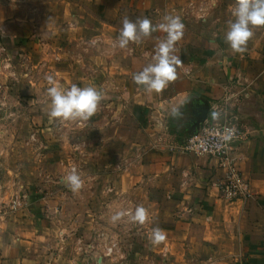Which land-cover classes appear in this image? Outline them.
I'll use <instances>...</instances> for the list:
<instances>
[{"label":"crops","instance_id":"0c3cea01","mask_svg":"<svg viewBox=\"0 0 264 264\" xmlns=\"http://www.w3.org/2000/svg\"><path fill=\"white\" fill-rule=\"evenodd\" d=\"M234 8L235 0H0V74L19 81L23 57L31 60L38 36L62 24L56 19L60 12H92L100 26L102 10L113 11L118 29L121 16L147 17L153 25L166 15L179 16L184 24L172 53L182 61L177 79L161 93L146 92L133 75L152 62L165 32L153 31L145 38L144 58L126 65L124 123L138 137H114L116 147L125 143L126 153L122 161L113 158L114 170L131 172L132 179L125 176L122 186L116 181L113 198L99 204L87 192L82 197L57 189L39 196L34 168L33 176L17 179L16 167L0 158V264H264V27L253 29L246 51L234 52L225 41ZM98 36L96 41L103 37ZM231 116L246 134L231 156L249 183L250 197L229 202L213 186L227 173L219 158L169 146L177 135ZM80 178L86 187L89 178ZM138 207L147 215L140 222L145 226L135 228ZM125 209L131 213L125 215ZM124 217L131 222L116 231L120 246L113 258L88 252L87 241L99 226ZM156 229L162 241L154 242Z\"/></svg>","mask_w":264,"mask_h":264},{"label":"rangeland","instance_id":"374dc122","mask_svg":"<svg viewBox=\"0 0 264 264\" xmlns=\"http://www.w3.org/2000/svg\"><path fill=\"white\" fill-rule=\"evenodd\" d=\"M114 14L102 10L100 17L105 22L95 26L92 12L82 9L60 12L56 19L62 24L48 28L38 36L32 61L28 56L23 57L20 63L22 74L18 75L20 81L10 79L9 74H0L4 80L0 85V132H3L0 146L4 148L0 149V158L6 164L10 163V167H16L14 176L17 179L29 178L34 168L39 196L45 197L56 189L72 193L65 186L64 177L73 169L80 177L89 178L86 187L77 190V194L83 197L87 192L89 200L96 197L99 204L103 199L113 198L116 181L122 186L126 177L132 179L131 172L114 170L113 158L122 157V161L126 156L125 143L116 147L114 137L119 134L138 137L131 128L125 127V99L121 95L125 90L124 77L130 69L126 65L132 58L135 64L137 58H144L148 42L144 38L140 43L129 42L127 47L120 48L118 36L121 28L113 27ZM67 17L70 21L65 19ZM120 18L123 20L124 17ZM98 35L103 37L96 41ZM33 63V73L29 74ZM84 71L88 74L85 75ZM117 74L122 76L118 80ZM47 77H52L53 82L50 83ZM73 84L81 88L93 86L102 93L97 112L88 121L51 118L48 89L52 86L68 89ZM109 148L113 149L112 160L107 155ZM20 192L23 196L24 190ZM130 213L129 209L124 210L125 215ZM127 220L124 217L123 222L113 221V225L99 226L87 241L88 252L103 259L101 245L115 243V252L109 256L113 258L120 246L116 231L129 227L131 221ZM139 225L140 221L134 224L135 228H140L145 223ZM98 234H102L99 241Z\"/></svg>","mask_w":264,"mask_h":264},{"label":"clouds","instance_id":"9594fccd","mask_svg":"<svg viewBox=\"0 0 264 264\" xmlns=\"http://www.w3.org/2000/svg\"><path fill=\"white\" fill-rule=\"evenodd\" d=\"M234 21L228 22V30L225 41L230 48L237 53L246 51L248 41L254 36V28L264 27V0H235V8L232 12ZM122 29L118 36L120 48L128 46L129 42L140 43L144 38L151 36L153 31L165 32L166 38L161 39L155 49L152 62L133 75V81L143 86L148 93H161L170 82L177 79L176 66L182 63L181 59L173 55L175 43L183 35L184 24L179 16L163 17V22L153 25L152 21L145 18H137L135 21L125 16L122 20ZM50 83L52 77H47ZM50 97L49 116L61 121H88L98 110L102 93L93 86L78 87L71 85L68 89L52 86L48 89ZM64 184L73 192L82 186V180L73 169L64 177ZM119 213L113 219L119 218ZM146 210L143 207L136 209L133 219L144 222ZM155 241H162L164 236L160 229H156Z\"/></svg>","mask_w":264,"mask_h":264},{"label":"built area","instance_id":"2783aa9c","mask_svg":"<svg viewBox=\"0 0 264 264\" xmlns=\"http://www.w3.org/2000/svg\"><path fill=\"white\" fill-rule=\"evenodd\" d=\"M245 135L235 117L231 116L224 122H206L196 132L175 136L169 150L219 158L221 164L227 168V173L223 180L215 182L213 186L219 191L221 198L231 202L250 197L249 183L243 179L235 159L231 156L232 147L244 139ZM17 206L18 201L13 200L11 207L15 209ZM101 237L102 234H98V241ZM115 246V243L101 245L102 254L105 257L111 256L115 252Z\"/></svg>","mask_w":264,"mask_h":264},{"label":"water","instance_id":"95a60500","mask_svg":"<svg viewBox=\"0 0 264 264\" xmlns=\"http://www.w3.org/2000/svg\"><path fill=\"white\" fill-rule=\"evenodd\" d=\"M206 113H207V110H205V111L203 112V114L201 115V117H202L203 119H206Z\"/></svg>","mask_w":264,"mask_h":264},{"label":"trees","instance_id":"16d2710c","mask_svg":"<svg viewBox=\"0 0 264 264\" xmlns=\"http://www.w3.org/2000/svg\"><path fill=\"white\" fill-rule=\"evenodd\" d=\"M196 132V131H195Z\"/></svg>","mask_w":264,"mask_h":264}]
</instances>
